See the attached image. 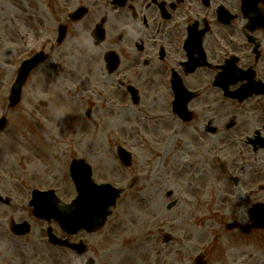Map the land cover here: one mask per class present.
Listing matches in <instances>:
<instances>
[{
    "label": "rangeland",
    "instance_id": "374dc122",
    "mask_svg": "<svg viewBox=\"0 0 264 264\" xmlns=\"http://www.w3.org/2000/svg\"><path fill=\"white\" fill-rule=\"evenodd\" d=\"M91 18L92 13L82 31L87 48L72 41L78 35L72 28L64 42L46 46L48 54L27 77L21 99L10 105L20 55L56 28L39 0H0V115L7 120L0 130V194L8 197L0 201V264H84L87 255L94 264H132V258L135 264H191L199 252L205 253V264H264V229L241 231L249 207L264 202V152L249 146L241 152L244 141L229 145L226 138L194 130L204 119L220 124L235 114L240 125L228 136L240 133L242 139L256 127L255 119L264 120V107L252 98L222 101L221 94L210 98L209 92L190 103L195 122H180L169 107L171 94L163 91L165 75L141 77L143 96L130 102L116 84L118 73H108L102 58L101 48L113 42L91 44ZM105 29L113 41L115 30ZM49 107L58 120L46 116ZM191 137L196 147L187 141ZM118 144L131 151L128 166L116 154ZM73 158L89 164L96 183L124 188L102 229L72 236L88 243L83 255L47 243V223L28 203L33 188H53L70 201L76 194L68 170ZM23 219L30 231L11 234L9 223ZM164 233L170 235L166 241Z\"/></svg>",
    "mask_w": 264,
    "mask_h": 264
},
{
    "label": "flooded vegetation",
    "instance_id": "af4514ba",
    "mask_svg": "<svg viewBox=\"0 0 264 264\" xmlns=\"http://www.w3.org/2000/svg\"><path fill=\"white\" fill-rule=\"evenodd\" d=\"M45 1L52 11L55 26L61 21L67 30L72 28L76 34H83L87 28L85 19L92 13V27L101 22L106 28H113L114 46L108 48L118 53L124 79L137 85L141 77L165 75L163 91L171 94L169 107L173 99L171 78L177 76L178 84L196 93L187 101L191 114L189 122L196 120V111L190 103L204 93L210 92L212 98L219 92L223 94L224 84L227 89L234 90L249 79L264 87V0ZM79 6H84L86 13L73 20L69 14ZM189 57L192 61L186 62ZM221 75L224 76L219 82L223 85H217L215 78ZM262 95L257 105L264 107ZM234 115L225 117L220 124L204 119L194 130L202 133L201 129L215 126L216 130L211 134L225 138L227 130L240 125ZM230 120L234 125L227 128ZM257 120L264 122L261 117ZM261 130L264 137V126ZM237 134L228 138L231 139L229 145L240 136ZM254 135L257 138L256 133ZM245 144L243 149L251 146ZM251 150L257 149L252 147Z\"/></svg>",
    "mask_w": 264,
    "mask_h": 264
},
{
    "label": "water",
    "instance_id": "95a60500",
    "mask_svg": "<svg viewBox=\"0 0 264 264\" xmlns=\"http://www.w3.org/2000/svg\"><path fill=\"white\" fill-rule=\"evenodd\" d=\"M28 64L30 62L26 65L28 66ZM112 64L113 62L111 61L109 63L111 68ZM25 67L23 66L20 70L18 82L25 76ZM15 87L16 85L13 87V101L17 99ZM119 154L122 160L127 163L126 153L120 149ZM70 174L78 192L76 198L69 204H59L57 197L52 194V190L43 192L33 190V198L31 200L34 205L33 212L47 219L50 217L55 218L61 227L69 233L81 227L94 230L103 222L106 214L109 213V207L114 204L115 198L121 189H116L108 183L101 185L93 183L90 177V167L81 159H73L71 161ZM248 212L253 222L264 225L263 203H256ZM23 229H26V225L22 226ZM49 236L54 241L67 243L65 242L66 240L55 238L52 234H49ZM79 250L81 251V248Z\"/></svg>",
    "mask_w": 264,
    "mask_h": 264
},
{
    "label": "bare ground",
    "instance_id": "6f19581e",
    "mask_svg": "<svg viewBox=\"0 0 264 264\" xmlns=\"http://www.w3.org/2000/svg\"><path fill=\"white\" fill-rule=\"evenodd\" d=\"M94 77L95 76H98V75H93ZM98 77H96L95 79H97ZM84 85H86V84H82L81 86H82V90H84L86 87H87V85H86V87L84 86ZM84 86V87H83ZM57 96L58 97H60V99H62V97L59 95V94H57ZM67 98V100L71 103V101H70V97H66ZM72 106V105H71ZM47 115L46 116H49V117H53L54 119H56V120H58L59 118H57V114H56V110H55V108H53V107H49L48 109H47ZM49 126V125H48ZM47 126V127H48ZM43 130H44V133L47 135V136H49L47 133H46V131H45V128H43ZM203 189H204V187H203ZM130 261L131 262H129V263H132V264H135V259L134 258H132V259H130Z\"/></svg>",
    "mask_w": 264,
    "mask_h": 264
}]
</instances>
